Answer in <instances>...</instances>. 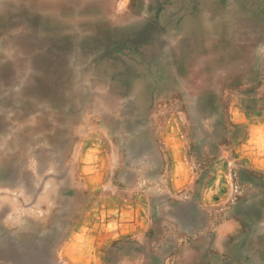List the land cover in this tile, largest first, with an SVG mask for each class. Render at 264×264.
Listing matches in <instances>:
<instances>
[{"label":"rangeland","instance_id":"rangeland-1","mask_svg":"<svg viewBox=\"0 0 264 264\" xmlns=\"http://www.w3.org/2000/svg\"><path fill=\"white\" fill-rule=\"evenodd\" d=\"M162 159L264 264V0H0V264H125L78 219Z\"/></svg>","mask_w":264,"mask_h":264},{"label":"crops","instance_id":"crops-1","mask_svg":"<svg viewBox=\"0 0 264 264\" xmlns=\"http://www.w3.org/2000/svg\"><path fill=\"white\" fill-rule=\"evenodd\" d=\"M158 167L151 173L129 165V181L117 183L111 199L95 205L101 216L94 213L78 219L85 230L78 233L97 247L102 242L106 247L108 242L124 243L125 264H213L214 257L222 259V247L229 242L227 230L233 224L228 221L231 210L215 208L206 200L199 203L197 193L179 199L177 186L166 183L163 159ZM106 208L116 209L115 215L102 216ZM67 247L61 248L63 258Z\"/></svg>","mask_w":264,"mask_h":264}]
</instances>
